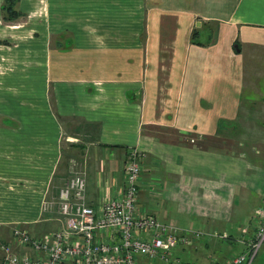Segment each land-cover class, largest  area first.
<instances>
[{
  "label": "crops",
  "instance_id": "crops-1",
  "mask_svg": "<svg viewBox=\"0 0 264 264\" xmlns=\"http://www.w3.org/2000/svg\"><path fill=\"white\" fill-rule=\"evenodd\" d=\"M4 2L0 241L60 228L45 205L75 163L89 206L121 199L135 150L143 212L225 236L188 256L244 251L264 204V0H18L13 22Z\"/></svg>",
  "mask_w": 264,
  "mask_h": 264
},
{
  "label": "built area",
  "instance_id": "built-area-1",
  "mask_svg": "<svg viewBox=\"0 0 264 264\" xmlns=\"http://www.w3.org/2000/svg\"><path fill=\"white\" fill-rule=\"evenodd\" d=\"M77 173L59 191L60 228L39 237L15 229L9 243L0 241V264H187L179 251L205 238H225L205 231H180L143 212L139 193L144 169L138 151H131L125 164L123 197L105 198L98 209L86 203V173ZM51 207L46 204L45 211ZM254 222L253 236L243 240L245 250L225 264H254L264 246V204ZM18 247L31 252L21 253Z\"/></svg>",
  "mask_w": 264,
  "mask_h": 264
},
{
  "label": "rangeland",
  "instance_id": "rangeland-1",
  "mask_svg": "<svg viewBox=\"0 0 264 264\" xmlns=\"http://www.w3.org/2000/svg\"><path fill=\"white\" fill-rule=\"evenodd\" d=\"M163 139H166V140L170 139L171 140V139H175V137L173 135H171V132H170V133H167V135H164ZM205 144H208V142L205 143ZM75 164L76 165L70 170V175L67 176V174H65L64 175V179L60 183L57 184V187L55 189L56 191H55L54 199L50 200V205L52 206V210L53 211L58 210V197H57V194L59 193L60 189L65 185L66 180H69L70 178H72L75 175L74 173L78 174L77 172L82 171L80 169V165L77 164V163H75ZM143 175H142V181H143ZM205 232H207V231H205ZM203 240H201V241H203ZM221 243H222V245L224 247L218 248L217 246H215V248H214L212 246L211 248H209V250H205L204 256H202L201 254L200 255H196L195 254L194 256L191 254V257H190V255L188 256L187 253H186L187 252L186 250L191 251L192 249H190V248L184 249L181 252L179 251V253H182V255H183L182 256V260L184 262H190V263H193V264H207L208 263V257H211L213 255H223L224 257H226V259H229V258L237 255L238 252L241 251V248L239 246H237V245H233L232 247H230V245H229V243L227 241L226 242H221ZM220 249H222V250H220ZM143 260H145V258H143ZM152 264H154V262ZM155 264H164V263L156 262ZM254 264H264V246L260 250V252L258 254V257L255 260Z\"/></svg>",
  "mask_w": 264,
  "mask_h": 264
},
{
  "label": "trees",
  "instance_id": "trees-1",
  "mask_svg": "<svg viewBox=\"0 0 264 264\" xmlns=\"http://www.w3.org/2000/svg\"><path fill=\"white\" fill-rule=\"evenodd\" d=\"M18 4V0H5L2 6L3 19L6 22H13L21 19L23 14L17 10L16 6ZM187 264H191L190 262H186Z\"/></svg>",
  "mask_w": 264,
  "mask_h": 264
}]
</instances>
